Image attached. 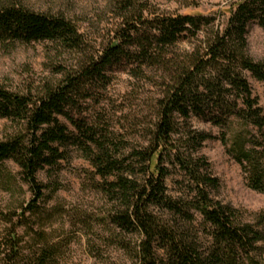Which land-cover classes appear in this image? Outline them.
Here are the masks:
<instances>
[{"label":"trees","instance_id":"obj_1","mask_svg":"<svg viewBox=\"0 0 264 264\" xmlns=\"http://www.w3.org/2000/svg\"><path fill=\"white\" fill-rule=\"evenodd\" d=\"M110 6L118 21L93 46L75 18L0 0V43L46 41L71 61L59 64L61 77L37 92L0 85V116L12 122L0 138V164L13 161L32 193L17 220L4 214L0 264H61L58 244L33 230L28 245L19 227L26 211H43L47 186L39 173L61 167L70 147L102 178L113 201L110 222L136 236L134 245L125 244L131 264H264L256 256L264 231L213 198L219 180L209 160L195 153L212 135L189 125L197 116L224 129V142L231 133V152L249 187L264 193V107L248 78L264 82V61L247 52L251 22L264 29V0L232 2L219 10L226 17L221 23L200 13L160 12L148 0H111ZM118 70L162 79L155 119L144 143L133 147L120 146L101 122L81 114ZM166 160L183 172L181 194L169 190Z\"/></svg>","mask_w":264,"mask_h":264},{"label":"rangeland","instance_id":"obj_2","mask_svg":"<svg viewBox=\"0 0 264 264\" xmlns=\"http://www.w3.org/2000/svg\"><path fill=\"white\" fill-rule=\"evenodd\" d=\"M21 1L31 9L64 13L75 18L88 33L93 46H99L118 21L115 11L110 8L111 0ZM234 1L148 0V3L160 12L200 13L215 16L216 23H221L226 17L220 15L219 10ZM247 41L248 54L257 61H264V29L256 21L249 26ZM188 45L183 42L180 47L188 48ZM57 54L54 45L46 41L0 43V85L14 91H39L45 82L61 77L59 64L71 62L61 60ZM248 78L264 107V82L249 74ZM161 82L154 72L137 78L129 71L118 70L107 87L95 91L94 98L86 102L81 114L89 122H101L122 147L144 143L156 116ZM63 121L70 129L74 128L71 122ZM189 125L192 130L212 135L195 153L209 160L212 173L219 180L218 186L212 189L213 198L233 206L243 222L264 231V193L249 187L242 166L231 152V133L226 134L224 142V129L197 116L190 118ZM11 127L12 122L0 116V138ZM254 134L260 135L257 130ZM165 165L170 168L167 179L170 192L181 194L187 184L183 172L178 166L173 168L167 160ZM50 172L39 173L40 181L47 186L46 199L41 201L43 211L37 214L26 211V220L19 227L27 244L35 241L33 230H40L51 244H58L61 264H131V250L125 244L134 245L136 236L122 232L110 222L113 201L105 193L103 180L91 162L82 152L70 147L68 159ZM31 199L32 193L23 182L18 166L10 160L0 164V232L8 224L4 214L13 212V220H17ZM259 247L256 256L264 263V240Z\"/></svg>","mask_w":264,"mask_h":264}]
</instances>
